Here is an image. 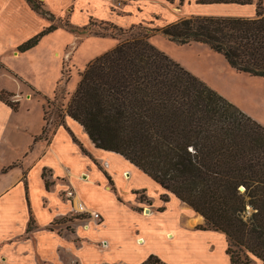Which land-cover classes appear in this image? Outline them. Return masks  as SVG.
I'll return each mask as SVG.
<instances>
[{
	"label": "trees",
	"instance_id": "obj_1",
	"mask_svg": "<svg viewBox=\"0 0 264 264\" xmlns=\"http://www.w3.org/2000/svg\"><path fill=\"white\" fill-rule=\"evenodd\" d=\"M26 1L52 20L42 0ZM101 24L127 36L85 65L59 117L65 112L96 148L120 154L151 177L165 191L163 201L170 192L201 214V229L223 232L229 264L264 262V125L150 41L151 33H160L178 45L202 43L230 69L264 78V8L259 4L253 18L194 15L161 27ZM56 27L43 28L17 50L35 46ZM7 95L2 91L0 99L16 110L18 101ZM139 264L164 262L150 254Z\"/></svg>",
	"mask_w": 264,
	"mask_h": 264
},
{
	"label": "crops",
	"instance_id": "obj_2",
	"mask_svg": "<svg viewBox=\"0 0 264 264\" xmlns=\"http://www.w3.org/2000/svg\"><path fill=\"white\" fill-rule=\"evenodd\" d=\"M42 1L52 13V20L33 10L26 0H0V38L5 42L4 53L0 55V72L11 73L31 88L35 87L23 77L31 80L28 71H46L48 59L55 60L60 78L63 55L78 68H83L119 42L110 36L95 35L79 40L65 25H56L55 19L66 16L68 24L76 28L87 25L91 19L109 21L123 28L139 23L161 27L194 15L253 18L259 4L264 8V0H246L244 3L125 0L117 10L110 0ZM50 24L56 25V29L43 35L35 46L22 52L17 50L19 44ZM157 34L150 37L154 44L153 38ZM178 46L200 48L202 57L212 55L208 46L202 43ZM197 55L201 57L199 53ZM79 60H83L81 65H77ZM20 89L19 93L7 89H1L0 93H25V89ZM19 103L14 110L0 99V112L7 115L19 112ZM63 114L49 136H43L41 109L39 129L31 135L33 139L28 152L23 154L21 161L0 168V173L5 175L11 168L21 169L14 178L0 181V264H139L155 253L145 247L149 235L163 238L170 255L178 259L186 257V261L179 264H196L194 255H209L216 242L221 243L224 238L220 231L193 226L204 220L201 214L170 192H167L168 200L163 201L160 196L164 192L157 182L120 154L96 148L82 125L65 112ZM2 120L0 117V139L7 131V124ZM28 154L33 156L31 162L25 164ZM97 161L101 162L102 169L97 167ZM84 174L86 177L81 179ZM70 186L75 197L84 201L81 202L89 211L99 212L100 221L88 219L77 223L75 219H67L73 202L76 204L75 197L63 199L62 191ZM134 189L145 190L152 200L148 215L138 210L139 203L135 202L132 193ZM67 223L73 228H68ZM122 253L121 259L107 262ZM225 264H229L227 259ZM250 264L264 262L255 258Z\"/></svg>",
	"mask_w": 264,
	"mask_h": 264
},
{
	"label": "rangeland",
	"instance_id": "obj_3",
	"mask_svg": "<svg viewBox=\"0 0 264 264\" xmlns=\"http://www.w3.org/2000/svg\"><path fill=\"white\" fill-rule=\"evenodd\" d=\"M110 2L113 4L114 9L117 10L122 6L125 0H110ZM90 21L92 22L85 31H82L81 27L74 30L73 33L78 36L77 38L79 40L83 37L94 35V32H105L107 34L116 33L117 38L115 39L118 41L126 38L127 36L124 33H118L119 31L115 30L114 28L106 27L105 24H101V22L97 20L91 19ZM54 22L56 25L64 26L68 24V19L65 16L64 18L55 19ZM146 26L151 27L150 24H147ZM135 31H137V29H135ZM154 34L155 33H151L150 35L152 36ZM153 40L157 45L154 44L153 41H151V43L157 48L164 51L174 60L178 61L187 70L191 71L193 74L205 81L210 87L233 102L242 111L264 125V78L249 76L241 72H236L227 67L224 58L220 54L211 51V56L202 57L200 54L203 53L201 52L202 49L200 50V48H189L185 46L180 47L169 42L160 33H158L156 37L153 38ZM4 43L5 42L3 39L0 38V55L4 53ZM68 47H71V45ZM68 49L69 48H67V50ZM197 53H199L201 57H198ZM62 58V75L60 78V69L59 67H56V63L53 58L48 59V69L46 71H28L27 75L31 80L27 79V77L24 78L21 76L39 91L35 90V88L26 87L22 81L9 72H0V90L7 89L19 93V90L21 91L20 88L25 89V93L17 94L12 92V95H7V98L10 101H20V103L18 102L20 106L19 112H14L13 114L9 115H7V113L0 112V117L3 119L2 121L7 124V131L4 137L0 139V168L7 166L16 160L21 161L23 154L28 152V146L31 144L33 139L31 135H33V133L39 129L38 114L41 109L43 110V127L45 129L43 136H49L55 122L59 120V115L62 112V108H64L76 87L79 79V73L85 67L78 68V66L74 65L73 62L67 60L65 55H63ZM79 61L80 63L77 65H81L83 62V60ZM20 75L21 74H19V76ZM202 76L207 80L202 78ZM52 91L53 94L50 95L49 93ZM25 125L27 126L26 128ZM28 155L26 156L27 158L25 159V164L30 163L33 156V154ZM95 163L98 168L102 169L100 161ZM20 172L21 169L18 167L11 168L10 172L6 175L0 173V175L3 177L0 178V181L8 180V178H14L17 173ZM83 177H86L85 174L81 176V179ZM70 190H73V193L75 194L73 187L70 186L62 191L63 199L65 198L68 200H73L72 197L67 195L68 191ZM149 191L152 196V191L150 189ZM162 192L165 191L163 190ZM132 193L135 196V202L139 203L137 205L138 210L144 215H148L149 208L152 206V200L147 196L146 191L134 189L132 190ZM79 201L80 200L78 198H75V203H78ZM122 201H125V199L123 198ZM72 208L73 209L70 211V214L67 217L68 220L75 219V222L77 223L86 222L88 219L95 220L92 218V215L89 212L78 211L74 202ZM146 209H148V211H146ZM162 218L164 219V217ZM55 224L53 225L56 228L57 226H55ZM67 224L68 228H73L70 223ZM194 225H196L198 229H201L205 223L203 220L202 222H195L193 226ZM221 235L224 239H221V243L216 242L215 248L210 252L209 255L196 254L192 257L196 264H225L226 259L228 260V255L225 253L227 242L223 232H221ZM147 237L148 238L145 243L146 249L153 250L155 252L153 253L158 255L164 264H179L180 261H182V263L186 261V257L184 259H178L177 257L170 255V250L166 246V243L163 242V238L159 239L158 237L152 235ZM64 238H67V236H64ZM140 241L142 242L141 239H139V242ZM47 247L49 246L47 245ZM84 253L86 252L84 251ZM126 253H129V250H127ZM123 255L124 254L122 253L119 256H115L111 260H107V262H115L121 259ZM130 255L131 256L129 257L131 258L132 254ZM187 259L189 260L190 257L187 256Z\"/></svg>",
	"mask_w": 264,
	"mask_h": 264
},
{
	"label": "built area",
	"instance_id": "obj_4",
	"mask_svg": "<svg viewBox=\"0 0 264 264\" xmlns=\"http://www.w3.org/2000/svg\"><path fill=\"white\" fill-rule=\"evenodd\" d=\"M67 195L69 197H72L74 198L75 194L73 193V190H70L68 191ZM75 207L78 211L80 212H89L91 215H92V218L95 219V220H100V214L99 212H96V211H89L85 206L84 204L79 201L78 203L75 204Z\"/></svg>",
	"mask_w": 264,
	"mask_h": 264
},
{
	"label": "water",
	"instance_id": "obj_5",
	"mask_svg": "<svg viewBox=\"0 0 264 264\" xmlns=\"http://www.w3.org/2000/svg\"><path fill=\"white\" fill-rule=\"evenodd\" d=\"M240 190H244V188L242 187V186H240V188H239Z\"/></svg>",
	"mask_w": 264,
	"mask_h": 264
},
{
	"label": "bare ground",
	"instance_id": "obj_6",
	"mask_svg": "<svg viewBox=\"0 0 264 264\" xmlns=\"http://www.w3.org/2000/svg\"><path fill=\"white\" fill-rule=\"evenodd\" d=\"M75 197V196H74ZM76 198V197H75Z\"/></svg>",
	"mask_w": 264,
	"mask_h": 264
}]
</instances>
